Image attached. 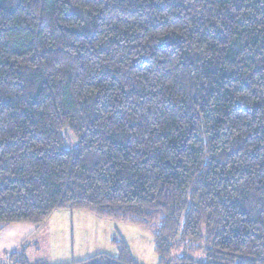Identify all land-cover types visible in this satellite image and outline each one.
I'll return each mask as SVG.
<instances>
[{"label": "trees", "instance_id": "1", "mask_svg": "<svg viewBox=\"0 0 264 264\" xmlns=\"http://www.w3.org/2000/svg\"><path fill=\"white\" fill-rule=\"evenodd\" d=\"M66 208L264 264V0H0V229Z\"/></svg>", "mask_w": 264, "mask_h": 264}, {"label": "rangeland", "instance_id": "2", "mask_svg": "<svg viewBox=\"0 0 264 264\" xmlns=\"http://www.w3.org/2000/svg\"><path fill=\"white\" fill-rule=\"evenodd\" d=\"M66 142L72 146L75 140L69 135ZM13 229L15 226L5 225L0 229V236L7 230L18 232ZM36 230L35 234L24 236L16 248L0 252V264L21 261L23 253L29 264H87L78 261L100 253L120 257L124 254L123 243L138 264H159L155 252V228L98 217L86 209L66 208L55 210ZM183 255L195 260L204 259V242H177L172 257L176 259Z\"/></svg>", "mask_w": 264, "mask_h": 264}, {"label": "crops", "instance_id": "3", "mask_svg": "<svg viewBox=\"0 0 264 264\" xmlns=\"http://www.w3.org/2000/svg\"><path fill=\"white\" fill-rule=\"evenodd\" d=\"M11 225L15 226V229L17 233L12 231H5L0 236V252L4 250H12L13 248H16L19 243L23 241L24 236H31L34 232H36L38 225H32L30 223H12ZM20 227V228H19ZM35 234V233H34ZM14 237V238H10ZM8 248V249H6Z\"/></svg>", "mask_w": 264, "mask_h": 264}]
</instances>
